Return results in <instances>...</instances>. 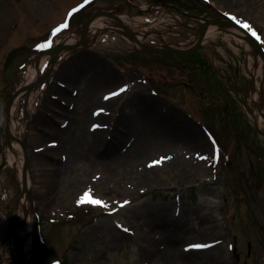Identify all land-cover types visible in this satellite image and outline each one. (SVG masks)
Returning a JSON list of instances; mask_svg holds the SVG:
<instances>
[{
	"label": "rangeland",
	"instance_id": "rangeland-1",
	"mask_svg": "<svg viewBox=\"0 0 264 264\" xmlns=\"http://www.w3.org/2000/svg\"><path fill=\"white\" fill-rule=\"evenodd\" d=\"M186 1L188 14L158 7V0H0V264H22L15 232L29 237L21 214L27 169L38 225L26 264H264V127L260 100L251 98L260 53L243 30L236 27L237 39L220 30L191 56L149 54L119 30L90 33L85 47L99 53L82 49L69 62V52L62 56L41 85L32 118L24 99L17 120L30 131L26 146L8 135L7 99L25 83L37 45L59 25L81 23L101 8L170 43L188 41L206 19L235 16L252 26L264 49V0ZM81 80L95 85L94 99L75 88ZM144 126L157 135L176 127L197 137L193 146L150 149L123 166L117 157L131 153ZM123 135L118 147L110 143ZM12 141L24 150L22 179L10 162ZM47 164L61 168L52 172ZM89 190L107 207L78 206ZM162 210L177 219L172 228L158 218ZM197 244L209 247H190Z\"/></svg>",
	"mask_w": 264,
	"mask_h": 264
},
{
	"label": "bare ground",
	"instance_id": "bare-ground-1",
	"mask_svg": "<svg viewBox=\"0 0 264 264\" xmlns=\"http://www.w3.org/2000/svg\"><path fill=\"white\" fill-rule=\"evenodd\" d=\"M122 22L127 26L125 30L122 26V23L115 21L113 18L109 17L108 15H98L94 18V20L91 21V23L88 26V31L95 33L96 35L101 32L104 29H118L121 30L123 37L130 42L131 44L135 45L136 47H149V48H156L157 45H153L149 43L148 38H155L159 39L161 43L165 41V37L163 35H156L153 32H147L142 31L140 29H137L135 27H132L130 25V20L127 19V17H121ZM200 28V27H199ZM201 29V28H200ZM220 30L225 31L227 34L231 35L232 37H237L240 35L237 28L235 26L230 25H222L217 22H210L207 26L203 27L201 31L202 33V39L205 40L208 37H216L218 32ZM161 33V32H157ZM84 31L83 29L70 31L66 33L65 35H62L58 38H56V41L54 43V46H62V54H66L68 52V48H66L69 45L72 44H79L81 40L83 39ZM157 37V38H156ZM233 37V38H234ZM198 43H200V37L197 33L196 35L192 36L188 41L176 43L174 46L186 48L189 50H194ZM160 45V44H158ZM262 55H259L258 63L256 64L255 72H254V85L251 91V98L260 100V112H261V119H259V123L261 126L264 127V60L261 57ZM53 61V55H50L48 53L41 54L37 56V59L32 62L28 68L26 73V80H25V87H19L16 94L13 97L11 107H10V123L8 125V131L12 136H16V133H20V138H25L28 136L30 131L26 129L25 126L20 125L19 121L17 120V114L22 106V103L24 99L26 100V108L28 112V117L32 118L35 113V102L41 97L43 94V90L41 89V84H36L37 80L42 78V76L49 70L51 64ZM58 67V64H57ZM89 72V71H88ZM87 72V73H88ZM89 78L92 79V81H98V85L101 87L103 86H109L107 80L102 79L101 77L96 79L92 73H88ZM87 76V75H86ZM83 80L77 82V86L75 88L77 89H88L90 90L89 96L92 95V98L96 96L95 92V85L91 84L90 86L86 85L84 82V85L81 83ZM105 94H108V90H103ZM109 95V94H108ZM138 98L140 95L137 96ZM129 125V124H127ZM125 129V128H124ZM192 130H195L194 127L191 128ZM118 130V127L116 128V131ZM126 131V129H125ZM142 131V132H141ZM124 133V132H123ZM140 135L137 137L136 145L131 151L130 154L122 158V156H118L117 160H119L120 163H122L123 166L126 167H132L131 163L135 160L144 157L150 149H156V148H162V149H170L172 151H177L180 147H190L195 144L196 140V134L195 133H189L187 130H180L178 128H174L173 131H171L170 134L166 135H157V131L155 128L151 126H144L143 129L140 130ZM126 134V132H125ZM125 137V135L122 136L120 139L117 137L116 141H111L110 143L117 146L120 143V141H123L122 139ZM160 137V138H159ZM158 139V143L155 142L154 139ZM12 149L10 152V162L14 164L17 167V170L19 171V176L22 179V168H23V162L25 158L24 150L23 148L16 142L12 141ZM55 153L59 150L58 145H56L55 148H53ZM173 153V152H172ZM184 163L186 165H192L191 159H185ZM48 167H50L52 172L56 169L61 168L60 165H53V164H47ZM26 189L25 194L22 200V206H21V214L22 218L27 221L26 224V234L29 235L28 238H26L24 242V253L26 255H30L32 248H33V240L34 237L32 235L34 224L36 218L32 214V210L29 207V201H28V195L34 192V182H33V172L27 169L26 173ZM161 218V222H165V224H169V228L173 227L176 223V218L171 217L170 215H167V212L162 210L158 216V218ZM169 217V218H167ZM202 219V218H201ZM205 219V216H204ZM203 220V219H202ZM205 221V220H203ZM179 227V225L177 226ZM174 229H171L170 231H173ZM167 254L168 251H165ZM177 263L179 264H191L189 261L178 259Z\"/></svg>",
	"mask_w": 264,
	"mask_h": 264
},
{
	"label": "water",
	"instance_id": "water-1",
	"mask_svg": "<svg viewBox=\"0 0 264 264\" xmlns=\"http://www.w3.org/2000/svg\"><path fill=\"white\" fill-rule=\"evenodd\" d=\"M112 16H114L115 18L117 19H120L117 15L115 14H112ZM94 18V16L92 18H90L89 20H87L84 24H83V31H84V39L86 38L87 36V32H88V25L89 23L92 21V19ZM213 21L215 22H218V23H223V24H233V25H237L234 21L232 20H229V19H213ZM239 26V25H237ZM205 27V25L203 26ZM240 27V26H239ZM242 28V27H241ZM244 29V28H243ZM245 32L249 35V38L250 40L253 41V43L257 46L260 54L262 55V57L264 58V50L261 49L259 46H258V40L250 33L248 32V30L244 29ZM202 33L203 31H201V36H200V42H201V39H202ZM68 48L70 49H77L79 47V45H75V44H72V45H69L67 46ZM144 49L148 52H152V51H160V50H172V51H175V52H178V53H190L192 52V50H185V49H181V48H176V47H172V46H163L162 48L160 49H157V50H152V49H149L147 47H144ZM62 50V46H53L47 50H44L42 51L41 53H50V54H54V60H53V65L51 67V70L50 72L54 69V66L56 64V61L58 60V57L60 55V52ZM82 53V52H81ZM80 54V53H79ZM49 72V73H50ZM49 73L46 75V77L49 75ZM45 77H43L41 80H43ZM40 80V81H41ZM11 101H9L8 103V123H9V120H10V106H11ZM24 145L26 146V143L24 142ZM16 239H17V244H18V257L21 258L22 260V264H26L27 260H28V256L24 253V240L25 238L24 237H21L19 236L18 234L16 235Z\"/></svg>",
	"mask_w": 264,
	"mask_h": 264
},
{
	"label": "snow or ice",
	"instance_id": "snow-or-ice-1",
	"mask_svg": "<svg viewBox=\"0 0 264 264\" xmlns=\"http://www.w3.org/2000/svg\"><path fill=\"white\" fill-rule=\"evenodd\" d=\"M88 3V0H85V4ZM80 7H84V4L80 5ZM78 9H72L70 12H69V16H71L74 12H76ZM226 15H229V14H226ZM230 18L237 24L239 25L240 27L248 30V32H250L254 37H256V39H260L259 35L256 33V31L252 28V26L246 22V21H243L241 19H238L237 17L235 16H230ZM68 27V23L67 21L61 25H59L58 27H56L55 29H53L52 33H51V38L47 41V42H43L41 43L40 45H37V48L38 50H44V49H48L52 46L53 44V40L54 38L57 36L58 33H60L63 29H66ZM126 90V88H121L119 89V92H113L111 93L110 95L111 96H116V95H119L120 93H123L124 91ZM109 97H105V99H108ZM94 128L97 127V126H93ZM203 158V157H202ZM160 161H155L153 162L152 165H149V166H153L155 164H159ZM125 204L127 203L126 201L124 202ZM77 204L78 206L79 205H82V204H90V205H93V206H102V207H107V204L106 202H104L103 200L101 199H98V198H94L92 195H91V191L89 190L88 192H85L84 195L78 199L77 201ZM123 206V205H121ZM125 231H127V229H125ZM192 248H196V249H203V248H207L209 247V245H203V244H197V245H192L190 246Z\"/></svg>",
	"mask_w": 264,
	"mask_h": 264
},
{
	"label": "flooded vegetation",
	"instance_id": "flooded-vegetation-1",
	"mask_svg": "<svg viewBox=\"0 0 264 264\" xmlns=\"http://www.w3.org/2000/svg\"><path fill=\"white\" fill-rule=\"evenodd\" d=\"M175 2H176V3H177V2H178V3H179V2L181 3L182 1H181V0H175ZM176 6L179 7L180 5H179V4H176Z\"/></svg>",
	"mask_w": 264,
	"mask_h": 264
}]
</instances>
